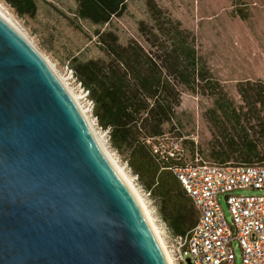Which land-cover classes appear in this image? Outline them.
I'll return each instance as SVG.
<instances>
[{
	"label": "water",
	"instance_id": "obj_1",
	"mask_svg": "<svg viewBox=\"0 0 264 264\" xmlns=\"http://www.w3.org/2000/svg\"><path fill=\"white\" fill-rule=\"evenodd\" d=\"M0 264H170L75 100L2 16Z\"/></svg>",
	"mask_w": 264,
	"mask_h": 264
},
{
	"label": "trees",
	"instance_id": "obj_2",
	"mask_svg": "<svg viewBox=\"0 0 264 264\" xmlns=\"http://www.w3.org/2000/svg\"><path fill=\"white\" fill-rule=\"evenodd\" d=\"M4 1L21 16L36 14V0ZM76 1L78 19L97 27L93 36L103 55L87 60L74 57L71 70L94 102V117L101 129L108 132L112 148L158 200L160 214L171 234L183 237L197 223L199 214L169 169V163L162 162L153 152V145L164 138L168 128L180 129L177 110L183 94L210 91L217 106L211 113H224L239 141L213 147L209 155L212 162L196 156L195 146L189 142L191 159L187 161L183 153L181 164L197 160V163L264 164V149L254 139L256 135H264V120L256 118L255 126H242L239 114L219 93L222 89L199 55L194 34L153 0L147 1L153 24L139 22L143 41L131 37L126 43L120 42L115 31L104 27L114 17L123 15L127 0ZM238 90L250 110L259 114L257 104H264V86L247 81L240 83ZM226 122L215 120L222 134L228 129Z\"/></svg>",
	"mask_w": 264,
	"mask_h": 264
},
{
	"label": "rangeland",
	"instance_id": "obj_3",
	"mask_svg": "<svg viewBox=\"0 0 264 264\" xmlns=\"http://www.w3.org/2000/svg\"><path fill=\"white\" fill-rule=\"evenodd\" d=\"M147 1L127 0L123 15L120 18L114 17L111 24H107L104 29L115 31L121 43H126L131 37L143 41L138 30L139 22L153 24ZM153 1L168 16L179 21L183 28L194 34L199 55L222 89L219 93L226 97V101L232 104L233 109L239 114L242 126L250 128L255 126L256 118L264 120V104H257L259 114L253 113L238 90L239 84L247 81L264 86V0ZM36 4L37 11L34 16L19 15L4 0H0V10L37 47L80 97L106 148L132 177L145 199L169 250L172 238L160 214L158 200L153 195L147 196L141 187V182L136 181L135 174L127 161L112 148L108 132L101 129L95 121L85 92L83 93L77 82L71 78V61L74 57L87 60L103 55L96 37L93 36L97 27L88 21L78 19L76 0H36ZM215 109H217L216 99L210 91L198 95L185 92L181 106L177 110L181 127L172 131L168 128L164 141L181 142L187 161L191 159L189 142H193L195 155L205 162H212L209 155L213 147L239 141V135L226 122L227 116L222 112L215 115L211 113ZM215 120L225 121L227 131L222 134ZM254 139L263 150L264 135H256ZM240 193L254 192L244 189ZM220 203L230 220L224 197H220ZM236 251L239 254V250ZM237 264H241L239 257Z\"/></svg>",
	"mask_w": 264,
	"mask_h": 264
},
{
	"label": "built area",
	"instance_id": "obj_4",
	"mask_svg": "<svg viewBox=\"0 0 264 264\" xmlns=\"http://www.w3.org/2000/svg\"><path fill=\"white\" fill-rule=\"evenodd\" d=\"M70 72L93 110L88 91ZM153 152L169 163L199 214L197 223L183 237L173 236L168 228L173 264H237L238 257L241 264H264V164L197 163L198 160L181 164V142L169 143L164 138L153 145ZM135 179L140 182L137 175ZM141 187L152 197L151 191ZM244 189L254 193H240ZM220 197L225 198L230 220Z\"/></svg>",
	"mask_w": 264,
	"mask_h": 264
},
{
	"label": "bare ground",
	"instance_id": "obj_5",
	"mask_svg": "<svg viewBox=\"0 0 264 264\" xmlns=\"http://www.w3.org/2000/svg\"><path fill=\"white\" fill-rule=\"evenodd\" d=\"M0 16H2L7 22H9L16 30H18L24 37L25 35L12 23L11 20L8 19L7 16H5L3 14V12L0 10ZM36 49L37 47L27 38L25 37ZM38 50V49H37ZM39 51V50H38ZM40 52V51H39ZM41 53V52H40ZM42 54V53H41ZM42 56L45 58V56L42 54ZM46 59V58H45ZM47 60V59H46ZM47 62L49 63V65L51 66V68L53 69V71L55 72V74L57 75V77L60 79V81L63 83V85L65 86V88L68 90V92L70 93V95L72 96V98L75 100L76 104L78 105L79 109L81 110L82 114L84 115L85 119L87 120L95 138L97 139L99 145L101 146L102 150L104 151V153L106 154V156L109 158V160L112 162V164L115 166V168L118 170V172L121 174V176L124 178V180L126 181V183L128 184V186L130 187V189L132 190V192L134 193V195L136 196V198L138 199L140 205L142 206L146 216L148 217L161 245L162 248L168 258V261L170 264H173L172 262V258L170 256L169 250L166 246V243L164 241V238L161 234V231L159 230V228L157 227L153 216L151 215L149 208L147 206V203L145 201V199L143 198V196L141 195L139 189L136 187V185L133 182L132 177L125 171V169L116 161L115 158H113V156L111 155V153L108 151V149L106 148L100 134L96 131L93 123L91 122L90 116L88 111L85 109V107H83V104L81 103V99L80 97L74 92V90L71 88V86L67 83V80L65 78H63L61 75H59V73L57 72V70L55 69V67L47 60Z\"/></svg>",
	"mask_w": 264,
	"mask_h": 264
}]
</instances>
